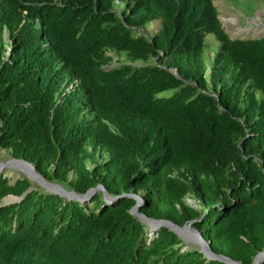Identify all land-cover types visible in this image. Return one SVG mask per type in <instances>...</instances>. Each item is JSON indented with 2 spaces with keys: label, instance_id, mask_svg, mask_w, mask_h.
Segmentation results:
<instances>
[{
  "label": "trees",
  "instance_id": "16d2710c",
  "mask_svg": "<svg viewBox=\"0 0 264 264\" xmlns=\"http://www.w3.org/2000/svg\"><path fill=\"white\" fill-rule=\"evenodd\" d=\"M0 149L67 192L102 185L111 200L0 171V264H226L151 230L133 196L146 217L191 222L214 253L253 264L264 36L231 38L214 0H0Z\"/></svg>",
  "mask_w": 264,
  "mask_h": 264
},
{
  "label": "rangeland",
  "instance_id": "374dc122",
  "mask_svg": "<svg viewBox=\"0 0 264 264\" xmlns=\"http://www.w3.org/2000/svg\"><path fill=\"white\" fill-rule=\"evenodd\" d=\"M214 4L217 7L223 28L231 38L247 39L264 36V0H214ZM157 25L158 22L149 25L148 32L154 33ZM217 47L218 42L214 36L209 34L205 38V57L211 58ZM23 170H33V168L21 160H16L9 152L0 149V171H4L12 181L20 175H25ZM31 182L46 189L36 180H31ZM8 198L13 199L12 196H8ZM185 202L192 206L197 205L192 199L187 198ZM181 238L188 246L200 248L192 235L183 234Z\"/></svg>",
  "mask_w": 264,
  "mask_h": 264
},
{
  "label": "water",
  "instance_id": "95a60500",
  "mask_svg": "<svg viewBox=\"0 0 264 264\" xmlns=\"http://www.w3.org/2000/svg\"><path fill=\"white\" fill-rule=\"evenodd\" d=\"M171 70V69H170ZM18 160V159H16ZM21 162L26 163L27 165L32 166L30 163L21 160ZM34 174L30 175L28 174L27 171L23 170L25 176L31 181V180H36L37 182H39L40 184H42L44 187H46V189L48 191L57 193L61 196H64L66 198L69 199H77L80 201H84L88 198H91L96 191L101 190L103 191V194L105 196V199L110 202V198L108 196V193L105 191V189L103 188L102 185L97 186L96 188L90 189L87 193L83 194V195H76L73 192H67L65 191L60 185L58 184H53L50 183L48 181H46L39 173L36 172L35 168L32 166ZM127 196H133V195H127ZM136 200L135 205L132 207L131 209V213L136 215L137 217L141 218L143 221H145L147 223V225L149 226V228L151 230H156L159 229L161 227H167L170 230H172L173 232H175L177 235H179L180 237L183 234H189L192 235V237L194 238L195 242H197L200 245V250L201 252L209 259H215V260H220L225 262L226 264H240L237 261L232 260L229 257H226L224 255L221 254H216L214 253L209 245V242H207L205 239H203L202 235L195 230L194 228L192 229L191 227V222H187L184 226H178L176 224H174L171 221L168 220H156V219H152V218H148L146 217L144 214L138 212V209L140 207L141 204V198H139L138 196H133ZM5 200H9V201H16L19 200V198H15L13 197V199H9L8 197L5 198ZM189 230V232H188ZM191 231V233H190ZM264 259V252L259 253L258 255H256V257L254 258L253 264H261L262 260Z\"/></svg>",
  "mask_w": 264,
  "mask_h": 264
},
{
  "label": "bare ground",
  "instance_id": "6f19581e",
  "mask_svg": "<svg viewBox=\"0 0 264 264\" xmlns=\"http://www.w3.org/2000/svg\"><path fill=\"white\" fill-rule=\"evenodd\" d=\"M234 21V20H233ZM31 169V168H30ZM25 171H27L28 172V174H30V175H33L34 174V172L33 171H31V170H25Z\"/></svg>",
  "mask_w": 264,
  "mask_h": 264
},
{
  "label": "clouds",
  "instance_id": "9594fccd",
  "mask_svg": "<svg viewBox=\"0 0 264 264\" xmlns=\"http://www.w3.org/2000/svg\"><path fill=\"white\" fill-rule=\"evenodd\" d=\"M171 69V70H170ZM170 71H172L174 74H176L177 70L174 68H169Z\"/></svg>",
  "mask_w": 264,
  "mask_h": 264
}]
</instances>
